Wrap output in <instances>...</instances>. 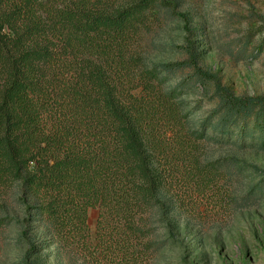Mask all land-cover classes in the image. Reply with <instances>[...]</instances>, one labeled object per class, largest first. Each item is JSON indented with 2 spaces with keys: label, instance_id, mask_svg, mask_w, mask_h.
Wrapping results in <instances>:
<instances>
[{
  "label": "trees",
  "instance_id": "16d2710c",
  "mask_svg": "<svg viewBox=\"0 0 264 264\" xmlns=\"http://www.w3.org/2000/svg\"><path fill=\"white\" fill-rule=\"evenodd\" d=\"M170 5L0 0V252L18 226L35 254L11 264H42V252L57 264H153L175 246L182 211H234L264 194L258 182L239 192L251 168L237 158L205 156L207 145L264 150V94L235 95L191 50L153 63L135 48ZM187 93L214 105L202 112Z\"/></svg>",
  "mask_w": 264,
  "mask_h": 264
},
{
  "label": "rangeland",
  "instance_id": "374dc122",
  "mask_svg": "<svg viewBox=\"0 0 264 264\" xmlns=\"http://www.w3.org/2000/svg\"><path fill=\"white\" fill-rule=\"evenodd\" d=\"M167 1L174 15L164 13L159 23L143 31L135 47L147 62L187 59L191 50L197 65L235 95L264 94V0ZM185 27L193 32L188 33ZM207 87L212 91L210 83ZM184 97L201 99L202 112L214 105L205 94L187 93ZM205 151L208 158L233 156L251 168L241 175V194L256 182L264 185V150L223 144L207 145ZM227 211H213L202 204L182 211L180 224L173 227L175 246L161 248L153 264H264V194L240 209ZM97 215L98 208L88 209L92 242ZM18 231V226H10L4 232L3 264L35 255L16 241ZM39 235L36 232L32 237L36 249ZM43 253L42 264H57L55 253L46 257Z\"/></svg>",
  "mask_w": 264,
  "mask_h": 264
}]
</instances>
